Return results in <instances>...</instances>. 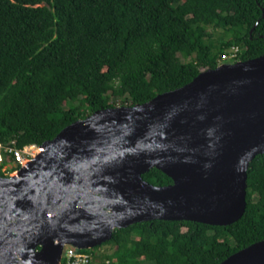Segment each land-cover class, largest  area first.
I'll use <instances>...</instances> for the list:
<instances>
[{"label":"trees","instance_id":"1","mask_svg":"<svg viewBox=\"0 0 264 264\" xmlns=\"http://www.w3.org/2000/svg\"><path fill=\"white\" fill-rule=\"evenodd\" d=\"M237 47L235 61L264 55V0H0V142L42 146L97 110L183 87ZM12 162L5 154L0 176ZM143 178L173 183L157 168ZM260 241L264 154L232 225L143 221L114 231L103 244L114 252L84 251L92 263L221 264Z\"/></svg>","mask_w":264,"mask_h":264},{"label":"water","instance_id":"2","mask_svg":"<svg viewBox=\"0 0 264 264\" xmlns=\"http://www.w3.org/2000/svg\"><path fill=\"white\" fill-rule=\"evenodd\" d=\"M42 149L0 176V264H59L65 246L100 247L143 221L232 225L264 154V55L204 70L144 104L97 110ZM152 168L173 183L146 181ZM221 264H264V241Z\"/></svg>","mask_w":264,"mask_h":264},{"label":"built area","instance_id":"3","mask_svg":"<svg viewBox=\"0 0 264 264\" xmlns=\"http://www.w3.org/2000/svg\"><path fill=\"white\" fill-rule=\"evenodd\" d=\"M233 49H236V52L233 53L234 55L232 57L227 54L224 55L221 64L231 60L235 61L239 48L237 47ZM42 150V146L36 144L25 145L20 148L16 145L15 141L9 143L0 142V162L4 160L5 154L12 156V165L15 168L14 171L10 172V175L12 176L18 170L31 163V161L36 158ZM59 264H92V254L74 246L67 245L64 248V253Z\"/></svg>","mask_w":264,"mask_h":264},{"label":"rangeland","instance_id":"4","mask_svg":"<svg viewBox=\"0 0 264 264\" xmlns=\"http://www.w3.org/2000/svg\"><path fill=\"white\" fill-rule=\"evenodd\" d=\"M234 52H236V49L235 50L234 49H231V50L228 51V54L227 55H230V57H232L234 55L233 54ZM236 62H238V61H236ZM236 62L233 61V60H231V61H227V62H224V63H236ZM224 63H222V64H224ZM117 104L118 105L120 104V101L119 100L117 101ZM65 108L68 109V106H65ZM12 167H13L12 164H8L5 167V169H4L5 171H7V175L8 176H11L10 175V172H11ZM86 250L89 251V252H91V253H94V254L100 253V255H101V253L102 254H110V253H112V252L115 251V248L113 246H111V245H102L100 248H92V249H86ZM102 256H101V258H102ZM92 264H103V263L100 261V259H98L97 261L94 260V263H92Z\"/></svg>","mask_w":264,"mask_h":264},{"label":"flooded vegetation","instance_id":"5","mask_svg":"<svg viewBox=\"0 0 264 264\" xmlns=\"http://www.w3.org/2000/svg\"><path fill=\"white\" fill-rule=\"evenodd\" d=\"M38 249H40V247H38ZM63 253H64V250H63ZM62 256H63V254H62ZM62 259V258H61Z\"/></svg>","mask_w":264,"mask_h":264}]
</instances>
